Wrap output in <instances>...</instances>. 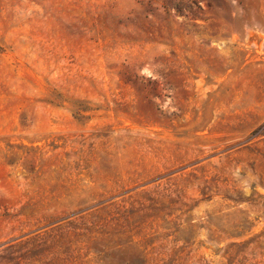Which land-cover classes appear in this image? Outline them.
Segmentation results:
<instances>
[{
    "label": "rangeland",
    "instance_id": "374dc122",
    "mask_svg": "<svg viewBox=\"0 0 264 264\" xmlns=\"http://www.w3.org/2000/svg\"><path fill=\"white\" fill-rule=\"evenodd\" d=\"M0 264H264V0H0Z\"/></svg>",
    "mask_w": 264,
    "mask_h": 264
}]
</instances>
